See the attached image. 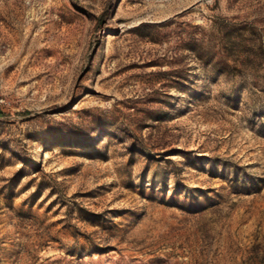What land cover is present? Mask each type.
I'll list each match as a JSON object with an SVG mask.
<instances>
[{
  "label": "rangeland",
  "instance_id": "374dc122",
  "mask_svg": "<svg viewBox=\"0 0 264 264\" xmlns=\"http://www.w3.org/2000/svg\"><path fill=\"white\" fill-rule=\"evenodd\" d=\"M0 264H264V0H0Z\"/></svg>",
  "mask_w": 264,
  "mask_h": 264
}]
</instances>
